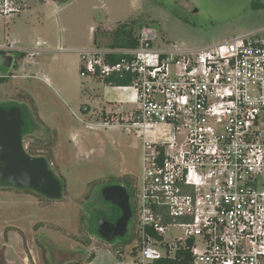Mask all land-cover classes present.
I'll return each mask as SVG.
<instances>
[{"label":"built area","instance_id":"built-area-1","mask_svg":"<svg viewBox=\"0 0 264 264\" xmlns=\"http://www.w3.org/2000/svg\"><path fill=\"white\" fill-rule=\"evenodd\" d=\"M26 4L0 0V15ZM137 40L78 51L82 77L131 91L137 105L102 113L141 144L132 264L185 250L191 264H264V26L198 50L162 43L150 25ZM7 52L40 53L6 42Z\"/></svg>","mask_w":264,"mask_h":264},{"label":"rangeland","instance_id":"rangeland-1","mask_svg":"<svg viewBox=\"0 0 264 264\" xmlns=\"http://www.w3.org/2000/svg\"><path fill=\"white\" fill-rule=\"evenodd\" d=\"M136 17L155 27L162 43L198 50L263 27L264 0H27L21 12L0 15V45L10 41L26 51H40L7 52L18 57L11 71L0 64V74L15 76L0 83V103L26 107L35 128L24 138V148L48 155L65 188L60 200H49L0 185L4 264H44L45 258L50 264L94 259L95 264H108L101 262L106 255L101 257V252L121 248L124 262H132L134 241L124 247L114 244L117 237L113 243L102 241L86 231L85 222L89 212L105 208L98 197L99 185L116 181L125 186L128 179L135 187L140 140L119 125H102L104 116L96 100L102 82L80 75L78 51L93 45L94 29L98 43L105 44L108 30ZM37 38L39 46L32 44ZM114 106L118 107L103 104L106 111ZM136 106L127 102L119 109L130 113ZM164 236L171 241V231Z\"/></svg>","mask_w":264,"mask_h":264},{"label":"water","instance_id":"water-1","mask_svg":"<svg viewBox=\"0 0 264 264\" xmlns=\"http://www.w3.org/2000/svg\"><path fill=\"white\" fill-rule=\"evenodd\" d=\"M15 59L14 55H1L0 64L11 71ZM34 128L33 120L20 106L0 104V182L57 200L62 196L61 180L44 157L29 155L23 145V134L32 133ZM99 192L105 202L117 208L118 216L114 221L95 216L91 229L106 242L125 238L132 219L129 192L120 184H105Z\"/></svg>","mask_w":264,"mask_h":264},{"label":"trees","instance_id":"trees-1","mask_svg":"<svg viewBox=\"0 0 264 264\" xmlns=\"http://www.w3.org/2000/svg\"><path fill=\"white\" fill-rule=\"evenodd\" d=\"M144 25L152 26L150 23H147V24L142 23V20L140 18H137V17L131 18V19L126 20L124 22H119L111 31L105 33L108 41H107V43L101 44V45L114 47V48H134L138 45V40H137L138 31ZM93 42L96 46H101L100 43H98V40L96 38V34L93 37ZM116 59H117V57L112 58V60H114V61ZM7 78H9V77H0V83L5 82L7 80ZM118 83L119 84H127L128 82L118 81ZM23 107L26 109V107L24 105H23ZM32 112H33V115L35 117V120L39 122L40 119L37 115L36 110L34 109ZM33 122H35V121L33 120ZM43 157H45V159L49 163V156L43 155ZM59 179L62 182V196H63V194L65 192L64 181L61 178H59ZM106 183L111 184L112 181H108ZM115 184H119V183H115ZM0 185L10 188V186H7L1 182H0ZM124 185H125L124 187L127 189V191L129 192V195H130V204H131V208H132V219L130 222V227H128L127 236L123 239H119L118 240L119 242L114 243L120 247H124L125 245L131 243L132 241H134L136 239V233H135V230L133 227V220H134V214H135V208H134L135 187L131 186V181L128 179H124ZM23 190H25L26 192H29V193H33L37 196H41V195L36 194L35 192L28 190V189H23ZM97 193H98V197H99L100 201L103 204H105L104 205L105 208L104 209L95 208L92 212H89V215L87 216V219L85 222V228H86V231L90 235H95L96 237H98L99 239L104 241L98 233H96L94 230L91 229L92 225H93V217L101 216L103 218L108 219L109 221H114L118 216L117 215V208L115 206H113L112 204L105 202L102 199L99 191H97ZM62 196L57 200H60L62 198ZM41 197H43V196H41ZM43 198H45V197H43ZM106 208H108V209H106ZM113 242H115V240H113L111 243H113ZM131 254L133 256L136 255V246L135 245L132 248ZM92 255L93 254H91V256ZM191 261H192V259H191L190 253L185 250V251H177L174 258L164 257V258L158 260L157 264H190ZM0 264H4L3 255L0 256ZM44 264H50L46 258L44 259ZM65 264H82V262L73 261V262H67Z\"/></svg>","mask_w":264,"mask_h":264},{"label":"crops","instance_id":"crops-1","mask_svg":"<svg viewBox=\"0 0 264 264\" xmlns=\"http://www.w3.org/2000/svg\"><path fill=\"white\" fill-rule=\"evenodd\" d=\"M98 26H102V23L99 24ZM102 29H103V27H102ZM111 30H108V32ZM96 32H97V30H95V29L91 32L90 40H91V43L93 44L92 46L95 45L93 42V37L96 34ZM6 42L12 43L10 41H6ZM12 44L15 47H17L14 43H12ZM32 44L39 46L41 44V40L39 38H37L36 41H34ZM18 48H20V47H18ZM17 53H19V52H17ZM14 54H16V53H14ZM20 54H22V53H20ZM43 79H44V81L48 82V79L46 77H44ZM101 85H102V87L100 88L101 91L99 94H97L96 100L99 101L98 103H99V106H100L102 112L105 110L103 107L104 103H107V104L109 103V105L117 104V106H119V105H122V104L129 102V99L131 98V95H132L131 91L116 89V88L110 87L104 83H102ZM102 107H103V109H102ZM114 107H116V106H114ZM122 249L123 248L115 249L114 251L109 250V249H106V250L104 249L101 252V257L104 255L103 252H106L105 253L106 255H105V258H103V260H101V262H103L104 260H107L109 262L108 264H128V263L124 262V260H123L125 254H124V249L123 250ZM130 254H131V252H130ZM132 260H133V258H132ZM82 264H95V259L91 262L84 261ZM102 264H104V262ZM130 264H132V262Z\"/></svg>","mask_w":264,"mask_h":264},{"label":"flooded vegetation","instance_id":"flooded-vegetation-1","mask_svg":"<svg viewBox=\"0 0 264 264\" xmlns=\"http://www.w3.org/2000/svg\"><path fill=\"white\" fill-rule=\"evenodd\" d=\"M2 55H12V54H2ZM15 56V55H14ZM16 59H15V63H14V66L16 65V62H17V56L15 57ZM1 104V103H0ZM7 104H17L18 106H20L21 107V109L22 110H24L25 112H27L28 114H29V112L22 106V105H20V104H18V103H15V102H13V101H10V102H6V103H4V105H7ZM29 117L31 118V115L29 114ZM32 119V118H31ZM34 127H35V122H34ZM31 133H27V134H23V136H22V141L24 140V138L25 137H27L28 135H30ZM29 155H31V156H39V157H43V155L44 154H34V153H30V152H27ZM45 158V157H44ZM113 182H115V183H118V182H116V181H113ZM115 183H111V184H115ZM105 184H107V183H103V184H101V185H99L98 187H97V191H99V189L103 186V185H105ZM117 215H118V210H117Z\"/></svg>","mask_w":264,"mask_h":264}]
</instances>
